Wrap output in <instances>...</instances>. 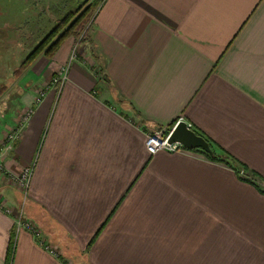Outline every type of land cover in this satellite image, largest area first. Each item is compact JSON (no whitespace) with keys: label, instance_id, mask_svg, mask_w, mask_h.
<instances>
[{"label":"crops","instance_id":"1","mask_svg":"<svg viewBox=\"0 0 264 264\" xmlns=\"http://www.w3.org/2000/svg\"><path fill=\"white\" fill-rule=\"evenodd\" d=\"M73 45L25 69L7 128ZM81 46L95 58L1 151L5 169L35 166L24 213L45 245L15 233L22 192L0 173L14 209L0 208V264H264V183L241 173L264 178V0H104ZM180 117L232 163L149 154L147 134Z\"/></svg>","mask_w":264,"mask_h":264},{"label":"rangeland","instance_id":"2","mask_svg":"<svg viewBox=\"0 0 264 264\" xmlns=\"http://www.w3.org/2000/svg\"><path fill=\"white\" fill-rule=\"evenodd\" d=\"M94 1L95 0H0V108L1 109L7 107L9 103L14 104V106H11V108L15 109V106L17 107L18 95L19 93L22 92L23 89V87L20 88V84L18 83L19 78L25 71V69H23L24 67L22 62L36 48V46L52 31L56 21L63 18L68 12L76 9L77 7H80L82 4H85L84 8H86ZM103 2L104 0H101V2L96 5L94 12L96 10L97 11L99 10ZM97 11L94 17L96 16ZM91 26L92 24L90 25V28ZM87 30L89 31V28ZM84 33L85 32H83L80 35L78 40L73 36L67 37V39L70 41H72V39L74 38V45L70 52L68 61L55 72L53 77L49 80V82L45 86L38 89V95L35 98L36 101L34 105H29L22 110V113L19 115V117H17L16 125H13L11 128H7L8 124L10 125L8 119L11 116V111L5 112L4 114H1L0 112V122L1 123L8 122L7 124L5 123L6 124L5 126L2 125L0 126V130H2L3 127L5 130L3 136L0 135V154L4 152V151L1 152V148H2L1 143H4L7 132L11 131L19 124V122L22 120L25 111L28 112L31 108L33 109L34 106H36L39 102H41L43 98V96H41V93L47 92V88L48 90L51 89L52 87L53 88L58 87V89H61L63 85L69 80L68 79L62 86L56 85L54 80L59 77V72L64 67H69V78H70L71 67L73 63L79 58L80 54H84V56L86 57V61H90L92 59L91 57L95 56V53L92 52L93 50L92 51L89 50V52L92 54L91 55L84 48H82V46L80 47V44L82 43L88 44V37L86 38L84 36ZM74 52L77 55L76 57H74L75 59L73 58V56L75 55ZM36 58L33 60V62L36 60ZM38 99H40V101ZM172 127H165V128L166 130H170ZM12 151L13 150L6 151L4 153L8 154ZM218 153L220 152L218 151ZM0 166L1 167L4 166L1 160H0ZM242 169L243 170L241 173L249 174L250 176L254 177L253 172H248V170H246L245 168ZM5 170H9V169H5ZM3 172L5 171H1L0 169V173L2 175H4ZM10 172H13V170H10ZM4 200L6 201V199ZM22 204H23V200H21L20 206H22ZM16 232H18L17 228H15V233Z\"/></svg>","mask_w":264,"mask_h":264},{"label":"built area","instance_id":"3","mask_svg":"<svg viewBox=\"0 0 264 264\" xmlns=\"http://www.w3.org/2000/svg\"><path fill=\"white\" fill-rule=\"evenodd\" d=\"M75 53V52H74ZM76 53L73 56L76 57ZM75 59V58H74ZM69 79V67H64L60 72H59V77L56 78L54 81L56 85H63L67 80ZM45 93H41V96H44ZM40 101V99H38ZM35 108H31L28 112H24L22 120L19 122V124L12 129L11 131L7 132L6 138L4 143H1L2 148L1 151H11L15 149V146L17 142L21 139V136L23 134V130L25 125L28 123L30 118L32 117L34 113ZM183 120V118H179L175 125L170 129L166 130L165 127L157 129L155 131L149 132L146 137V149L149 154L154 155L158 153L159 151H168V152H185L188 150L185 146H183L179 142H170V136L173 132V128L176 126V124ZM188 126L192 128V125L188 123ZM1 171H5L4 173L6 176L9 177V180L16 185L22 192V200L23 204L20 206L19 210L17 211L16 214H13L14 209L7 205V202L4 199H1L0 197V208L5 211L8 214H13L15 217V228H17V231L20 230H27L33 234V236L38 239V241L45 245L44 238L42 236L41 230L35 225L31 220L25 218V204L27 202V199L29 197V191H30V186H31V181L34 173L35 166L30 165V166H25L18 172H10V170H5V167L0 166ZM16 182V183H15ZM55 254L56 251L51 250Z\"/></svg>","mask_w":264,"mask_h":264},{"label":"trees","instance_id":"4","mask_svg":"<svg viewBox=\"0 0 264 264\" xmlns=\"http://www.w3.org/2000/svg\"><path fill=\"white\" fill-rule=\"evenodd\" d=\"M100 2L101 0H95L86 8H84L85 4H82L80 7H77L76 9L68 12L63 18L57 20L52 31L24 59V61L22 62L24 67L23 69H27L33 62V60L43 52H45V54L48 56L53 55L68 36H73L78 40L80 35L85 32L84 36L87 38L89 35V31L87 29L89 28L90 30V25L92 24L94 15L97 11L96 10L94 12V9ZM211 147L213 149L212 154L206 153L201 149L199 150L205 153L212 160L225 161L228 164L232 163L231 161L226 159V156L217 152V146L213 142H211ZM253 175L254 178H257L264 182V178L261 177V175H259L258 173H253ZM258 188L264 192L263 187L258 186ZM12 243L13 241L11 242V248L9 250V258L7 260L8 262H10L12 258Z\"/></svg>","mask_w":264,"mask_h":264},{"label":"water","instance_id":"5","mask_svg":"<svg viewBox=\"0 0 264 264\" xmlns=\"http://www.w3.org/2000/svg\"><path fill=\"white\" fill-rule=\"evenodd\" d=\"M170 142H179L188 149H201L207 153H213L209 141L194 129L190 128L184 120L179 121L173 128Z\"/></svg>","mask_w":264,"mask_h":264}]
</instances>
